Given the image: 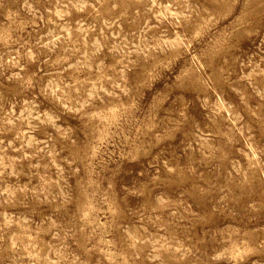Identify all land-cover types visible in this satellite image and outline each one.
I'll return each mask as SVG.
<instances>
[{"label":"rangeland","instance_id":"obj_1","mask_svg":"<svg viewBox=\"0 0 264 264\" xmlns=\"http://www.w3.org/2000/svg\"><path fill=\"white\" fill-rule=\"evenodd\" d=\"M0 264H264V0H0Z\"/></svg>","mask_w":264,"mask_h":264}]
</instances>
